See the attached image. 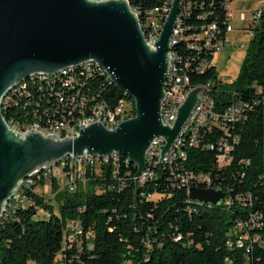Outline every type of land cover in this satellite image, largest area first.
Returning a JSON list of instances; mask_svg holds the SVG:
<instances>
[{
  "label": "trees",
  "instance_id": "obj_1",
  "mask_svg": "<svg viewBox=\"0 0 264 264\" xmlns=\"http://www.w3.org/2000/svg\"><path fill=\"white\" fill-rule=\"evenodd\" d=\"M128 1L141 27L140 10H151L162 3V0ZM194 2L202 7L193 9L185 22L191 32L212 21L221 26L223 0ZM202 13L210 16L200 21L197 17ZM251 31L238 76L229 85L217 81L212 90L217 111L235 102L247 106L233 131L238 144L231 153V165L219 169L216 153L201 147L189 149L184 163L186 170L210 173L221 182L219 186L231 198V206L196 204L189 200L185 188L172 187L169 175L164 174L143 187L136 188L129 180L121 191H109L106 187L116 186L118 181L111 178L107 169L102 178H92L86 191L56 194L58 214H54L52 205L43 197L35 196L38 211L43 210L49 217L35 220L39 212L28 209L2 222L0 264H264V247L258 245V238L237 247L235 242L242 232L234 234L237 224L250 216L256 215L264 223V10ZM222 36H227L225 25ZM172 51H183V39H178ZM76 71L87 75L80 69ZM217 78L215 67H211L202 74H191L190 87H208ZM66 80L58 77L52 84L61 85ZM95 81V94L108 101L129 100L130 107H134L131 98L110 84L103 73H95ZM119 160L127 162L123 157ZM178 169L177 158L169 170ZM127 171L132 175L136 172L131 165ZM119 177H124V171ZM96 186L101 188L100 192L94 191ZM151 195L159 198L149 200ZM239 195L244 196L245 205L235 200ZM66 221L79 223L84 233L92 235L77 237L72 248L62 252ZM249 234L263 237L264 229Z\"/></svg>",
  "mask_w": 264,
  "mask_h": 264
},
{
  "label": "water",
  "instance_id": "obj_2",
  "mask_svg": "<svg viewBox=\"0 0 264 264\" xmlns=\"http://www.w3.org/2000/svg\"><path fill=\"white\" fill-rule=\"evenodd\" d=\"M180 4L181 0L172 1L151 48L126 0H0V100L10 87L30 75L55 74L92 60L131 98L135 110L134 117L114 130L94 123L76 137L65 139L36 130L21 135L7 126L0 112V215L23 179L65 156L122 155L136 167L137 187L146 152L161 137L165 145L158 147V163H162L203 89L189 91L176 110L173 125H162L170 40ZM188 197L216 206L223 193L190 188Z\"/></svg>",
  "mask_w": 264,
  "mask_h": 264
},
{
  "label": "built area",
  "instance_id": "obj_3",
  "mask_svg": "<svg viewBox=\"0 0 264 264\" xmlns=\"http://www.w3.org/2000/svg\"><path fill=\"white\" fill-rule=\"evenodd\" d=\"M126 1L129 4V1ZM237 1L223 0L224 21H222L221 26L217 21H212L209 24L200 26L198 29H194L193 32H191V27L185 25V22L192 16L193 9L196 7L201 8L202 5H197L194 0H188L185 3L183 19L180 21L179 38H171L170 40V42H174L176 39H183V51L171 54V61L168 66V72H170L168 94H166V99L162 100L160 111L163 126L171 127L173 125V122H171L172 106H181L184 102L187 96L186 88L190 86L191 74H202L207 69L214 67V54L221 50L227 39V37L222 36V25H229V29H231V32L233 31L234 12L231 9V4ZM166 6L167 0H162L160 5L151 10H140V20H142L143 27H145L146 35L149 36V46L151 48H154L152 45L156 42V32H158V26L163 21L164 14H166ZM129 7L132 6L129 4ZM263 10L264 0H257L256 8L250 12L247 19L251 37V28L258 24ZM208 16L210 15L202 13L197 19L204 21ZM240 21H246L243 11H241ZM83 63L94 68V75H79V72L75 71L72 77L61 85L52 84V79H49V84H39L36 83V79H32V82L26 83L24 87L15 88L14 93L9 94L8 98H1L5 118L11 124L12 129L21 135L36 130L46 136L47 133H50V128L61 126L62 136L57 137L65 139L77 136L74 135V127L79 125L80 117H91V115H95V112H102L100 122H91V124L101 123L108 129V126L119 121L120 117L128 115L131 112L129 100L120 98L115 100L113 98L108 101L101 98L99 94H95L97 83L95 73L106 74L107 79H110L106 71L92 60ZM36 75H39V73ZM217 81L220 80L217 78L211 81L206 93L199 94V98H206V109L199 110L196 126H188L185 141L181 143V149L178 153L169 154L168 150L164 154L162 163H158L160 157L158 147L164 146L165 141L161 137L153 140L145 155V169L136 179V188L143 187L159 175L164 174L169 175L172 187L185 188L187 194L190 188L213 190L223 193L220 205H232L231 198L226 196L219 186L221 182L213 178L212 174L197 173L184 168L187 151L191 148L200 147L216 153L215 160L219 169H225L232 163L231 153L238 144V139L233 135V131L236 124L240 122L244 108L247 106L237 105V102H235L226 109L217 111L212 94L213 86L216 85ZM218 133L220 134L219 137ZM170 158L179 159L178 171L169 170ZM129 165L136 170V167L130 162L112 159V154L107 157L84 155L72 158L71 156H65L62 165L49 170L50 182H43V175H35L34 172L29 176V184H18L17 190L9 199L10 207H3L2 209L0 222L5 223L14 219L19 211L32 209L39 212L34 197H43L41 190L46 194L53 193L54 198L56 194L62 192L86 191L92 178H102L107 169H109L111 178L118 181L116 186L109 184L106 187L107 190L121 191L125 188L126 181L129 180L135 185L134 176L137 170L132 175L127 171ZM122 171H124V177H119ZM54 187L56 190H54ZM94 191L100 192L101 188L96 186ZM157 198H159L158 195L148 196L149 200H156ZM189 200L195 201L190 198ZM235 200L245 205L243 195L236 196ZM202 205L212 206L201 202ZM44 216L49 217L50 215L45 213ZM236 228L235 235L237 232H242V236L235 242L237 247H243L244 242L251 241V238H258V245L264 247V235L260 237L257 235L250 236L249 234L252 231L264 229V223L259 222L256 215L250 216L248 220L242 223H238ZM63 231L62 252L70 250L77 237H91L92 235L90 232L84 233L77 222H69ZM176 240H179V237ZM87 248H89V245H87Z\"/></svg>",
  "mask_w": 264,
  "mask_h": 264
},
{
  "label": "bare ground",
  "instance_id": "obj_4",
  "mask_svg": "<svg viewBox=\"0 0 264 264\" xmlns=\"http://www.w3.org/2000/svg\"><path fill=\"white\" fill-rule=\"evenodd\" d=\"M172 1L173 0L169 1V3L166 6V14H164V19H163V21H161V24L158 26V32H156V40L158 39V37L161 33L163 23L169 14ZM185 1L186 0H181L180 9H179V12L177 15L175 26H174L173 31H172L171 38H178L179 37V33H180L179 22H180L181 17L183 16V4ZM131 11L134 13V15L136 16V18L138 20L137 14L132 9H131ZM138 23H139V20H138ZM139 27L143 33L145 42L149 45V36L146 35L145 27H141L140 23H139ZM225 32H226V34L231 33V29H229V25H225ZM177 41H178V39H176V41H174V42H170L171 52L169 54V62L171 61V54H173L172 50L175 47ZM77 69L82 70V73L87 74V75H92V73L94 72V68H91L90 65L85 64V63H81L78 65L69 66V67L65 68L64 70H61L58 73H55L54 75L42 74V73H39V75L33 74V75H30L27 78L23 79L22 81L18 82L14 86L10 87L4 93L2 98H8L9 94L14 93L15 88L24 87V85H26V83L32 82V79H36V83H39V84H48L49 79H52V81H54V79L58 78V77L60 79L63 77L69 79L70 77H72L73 72H75ZM103 75H105L107 78L106 74H103ZM107 80H109L110 84H112L111 79H107ZM168 83H170V72L167 73V77H166V81H165V87H164L165 97H164V99H166V94H168ZM195 88H203L200 93H206L207 86L206 87H195ZM192 89H194V88H191L190 86L187 87L186 88V95ZM122 100H125V99H122ZM237 105H241V104L238 103ZM133 106H134V104H133ZM179 107L180 106H172L171 122H174L176 110ZM129 108H131V112H129V114L126 115L125 117H120V120L117 121L116 123L108 126V130H114L125 120L131 119L132 117H134V113H135L134 107L133 108L130 107V104H129ZM200 109H206V98H199V101H197V103H196L195 107L193 108L189 118L187 119V122L184 124V126H183L182 130L180 131L178 137L175 139V141L173 142V144L169 148V154H176L179 152V149H181V143L183 142V138H185V134H187V132H188V126H196V119H197V115H199ZM0 112H1L5 122L7 124V126L12 129L11 124H9V121L6 120V118H5V112H3V101H0ZM100 119H102V112H95V115H91V117H80L79 125H76V127H74V135H77L78 132L81 129H83V126L88 127V126L92 125L91 122H100ZM48 135L62 136L61 126H53V128H50V133H47L46 136H48ZM120 157H123L126 159L127 162H130L126 157H124L122 155H118L116 153L112 154V159H118L119 160ZM176 159L177 158H170L169 167L173 166ZM62 161H65V157H63L61 160H59V162L57 164H52L48 168H40V169L36 170L35 175H43V180L50 182L49 170H53V169L58 168L59 165H62ZM20 184H29V176L27 178L23 179L20 182ZM195 203L196 204L198 203L199 205H201V202L195 201ZM3 207H10V200H8L4 204ZM1 223L2 222H0V224Z\"/></svg>",
  "mask_w": 264,
  "mask_h": 264
},
{
  "label": "rangeland",
  "instance_id": "obj_5",
  "mask_svg": "<svg viewBox=\"0 0 264 264\" xmlns=\"http://www.w3.org/2000/svg\"><path fill=\"white\" fill-rule=\"evenodd\" d=\"M238 5L240 7L237 9L235 19H233L232 22L233 31L231 34L228 33L230 35L229 38L226 39L225 45L220 51L214 54L213 58V66L215 67L216 76L221 82L227 85L231 84L238 76L239 69L245 58L246 50L251 41L252 37L250 35V30L248 29L247 19L249 18L250 12L256 8L257 0H238L231 4V9L235 10ZM241 11L244 12L246 17V21L244 22L240 21ZM41 195L50 205H52L54 214H58V204L53 193L50 192L49 194H46L41 190ZM45 213L46 212L41 210L34 219H45ZM68 223L69 221H66L65 226Z\"/></svg>",
  "mask_w": 264,
  "mask_h": 264
},
{
  "label": "crops",
  "instance_id": "obj_6",
  "mask_svg": "<svg viewBox=\"0 0 264 264\" xmlns=\"http://www.w3.org/2000/svg\"><path fill=\"white\" fill-rule=\"evenodd\" d=\"M240 6L238 5V6H236V8H235V10H233V12H234V19H235V16H236V11H237V9L239 8ZM241 10V9H240ZM231 34V33H230ZM230 34H228L227 35V38H229V35Z\"/></svg>",
  "mask_w": 264,
  "mask_h": 264
}]
</instances>
